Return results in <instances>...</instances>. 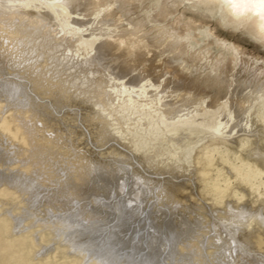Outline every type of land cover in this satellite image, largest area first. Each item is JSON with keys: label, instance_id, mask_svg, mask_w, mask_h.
Listing matches in <instances>:
<instances>
[{"label": "bare ground", "instance_id": "1", "mask_svg": "<svg viewBox=\"0 0 264 264\" xmlns=\"http://www.w3.org/2000/svg\"><path fill=\"white\" fill-rule=\"evenodd\" d=\"M261 2L0 0V235L25 231L0 264H264V68L196 23L264 47V15L230 6ZM185 3L192 17L168 19ZM65 106L95 145L70 140ZM181 170L196 188L165 176Z\"/></svg>", "mask_w": 264, "mask_h": 264}, {"label": "rangeland", "instance_id": "2", "mask_svg": "<svg viewBox=\"0 0 264 264\" xmlns=\"http://www.w3.org/2000/svg\"><path fill=\"white\" fill-rule=\"evenodd\" d=\"M185 5H186V3L177 5L175 11H173L172 14H170L168 16V19L180 18V19L187 20L189 17H192L193 13L189 10H186ZM194 18H198V17L195 16ZM216 18H217V16L213 15L210 18H204V19L202 18L203 20H197L196 23L207 25V26L211 27L212 32L220 33L222 36L229 37L231 42L232 41L236 42L244 52L243 54L238 56V58L240 59L239 66L248 65L251 68H258V69L264 68V67H261L262 59L264 58L263 57L264 56V47H262L257 40L251 38L249 35H247L246 33H244L240 29H232L230 26H221V25L217 24ZM147 31H148V33L143 38L145 41H147L148 37H150L155 32L154 29H148ZM161 48H162L161 46H155V45L152 46L149 44L148 48H146L144 50L145 51V57L147 59H149L155 65L161 64L163 62V55L160 54ZM255 56L258 57L257 60L255 59ZM74 109L77 110V108H74ZM75 110L73 111L72 107L65 106L59 112H57V115H58V116H56L57 118H59L60 116H63L66 120V122H63V120H59L60 125L61 126L67 125L70 128L72 127L73 132L70 133V138H71L70 140L72 142H74L75 144H78V148H82L83 146L85 148H87V147L95 145L94 142H93V144L89 143V142H91V141H89V138L91 136L89 131H91V133H92L93 131L95 132V129H92V127L90 125H87L86 122L82 121V114L85 113V109H82V110L80 109L77 114H75ZM71 115L72 116L74 115L75 120L72 119ZM78 135L84 136V137H82L81 140H77L76 137ZM259 140L261 142L263 141L261 144L264 145V136H263V138H260ZM253 142H254L253 140L250 141L251 144H253ZM86 143H88V144H86ZM109 145H110V143L108 145H105L102 147H95L94 151L97 153L96 154L97 157H101L104 154L111 153V151L113 150V147H112V145L111 146H109ZM229 147L236 149V144L235 143L229 144ZM221 149H224V146H221ZM8 168L11 169L12 167H8ZM188 171H182L181 170L182 173L180 172L176 175L174 174V175H169V176L165 175V176L170 177L172 180H174L178 183H183V185L188 184L189 189L190 188L194 189V188H196L195 187L196 183H195L194 178L191 177V175L188 173ZM200 201L201 200H198V202H194L191 199L185 201V199L183 198L182 203L178 202V205H176V209H177V211L178 210L179 211L192 210L193 213H196L195 211H197V212L200 211V212H203V213L205 212V213L209 214V211L199 210L200 209L199 208L200 207ZM168 214H169V212L167 213V215ZM167 217L170 218L171 216H167ZM1 218H3L2 213H0V228H2V225L4 224L3 219H1ZM217 227H219V229L221 231L224 230V226L219 224V223L217 224ZM195 232H196V230H194V233ZM22 234L24 235L25 231L21 230V231L12 233L11 235L8 234L9 236L7 234H4L3 232H1V235H0V251L1 250L2 251L0 252V254H5V253L11 252V251L4 249L2 247H5V248L11 247L10 250H13L14 252L17 249L19 250V248H20L19 244L21 243L20 241H21V235ZM5 235H6V237H5ZM17 245L19 246V248ZM5 251H7V252H5ZM58 251H59V253L57 254L56 257L51 256V258L50 257L47 258L46 255H44V256H41L42 258L41 257L31 258L32 259L31 264H33V263L37 264V261H39V259H41V260L38 262V264L39 263L40 264H56V263L57 264H65L68 262V260L71 259L70 257L65 256L61 250H58ZM16 255H18V252L12 253V256H13L12 260L14 259V257H16ZM4 263L9 264L8 262H4Z\"/></svg>", "mask_w": 264, "mask_h": 264}, {"label": "snow or ice", "instance_id": "3", "mask_svg": "<svg viewBox=\"0 0 264 264\" xmlns=\"http://www.w3.org/2000/svg\"><path fill=\"white\" fill-rule=\"evenodd\" d=\"M230 6L238 10V15H242L248 10H252L254 14L264 15V0L259 4H230Z\"/></svg>", "mask_w": 264, "mask_h": 264}]
</instances>
